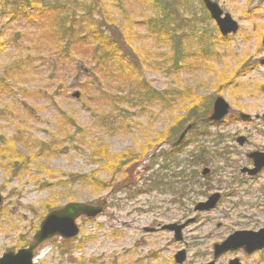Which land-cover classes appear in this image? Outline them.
<instances>
[{
	"label": "rangeland",
	"instance_id": "1",
	"mask_svg": "<svg viewBox=\"0 0 264 264\" xmlns=\"http://www.w3.org/2000/svg\"><path fill=\"white\" fill-rule=\"evenodd\" d=\"M167 1L165 8L151 0L108 6L121 27L120 49L163 92L160 100L134 89L138 72L124 69L126 62L118 70L110 56L97 64L86 53L58 55L57 35H42L44 20L9 19L4 10L13 6L0 0V257L32 242L47 213L80 203L103 210L81 216L74 238L42 243L37 264H227L233 256L264 264V250L213 257L232 231L264 225V170L255 179L241 173L252 166L246 153L264 151V0H215L238 23L227 36L202 0ZM19 58L25 61L6 69ZM219 96L230 114L208 123ZM240 112L253 119L240 120ZM189 122L196 124L172 146L174 128ZM102 146L106 155L93 154ZM206 167L212 173L203 176ZM214 192L221 194L216 207L195 211ZM174 223H187L181 239L165 228ZM181 250L186 260L178 263Z\"/></svg>",
	"mask_w": 264,
	"mask_h": 264
},
{
	"label": "trees",
	"instance_id": "2",
	"mask_svg": "<svg viewBox=\"0 0 264 264\" xmlns=\"http://www.w3.org/2000/svg\"><path fill=\"white\" fill-rule=\"evenodd\" d=\"M5 1V5L8 4L10 6H13L11 10H4V12H6L5 14L10 15L9 19L12 18L13 20L22 18L23 20L25 19L26 21L31 23H36L39 20H44L43 23H39L41 29L44 30L42 35L46 39H48V37L52 38L54 35H57L56 43L58 45H54L52 43L51 44L54 46V48L56 46L55 51L58 55L69 56L70 59L75 60L76 58L74 57L75 55H73V53H78L80 56H85L86 53L89 56L88 60L94 61L97 64L101 62V60L104 58L103 56H110V58L107 59V62H109L110 64L114 63L116 65L115 69L118 70L119 68H123L124 62H126L127 64L124 65V69L129 66V71L136 70L138 72V77L136 76V85H134V89H138L139 87L147 88L148 92H150V94L148 95H150L151 97L160 100L164 99L162 95L163 92L157 89H152L148 86V84H146L144 77L140 73V71H142L141 67L138 63H136L133 57L130 56V54H128L125 50L120 49V43H122V35L117 31H121V27H118L119 25H117L116 23V18H114V16L108 11V6L112 3L113 6L118 7V4H120L123 0H89L88 2L81 0ZM151 1L152 3H155L156 7H158L159 5H164L165 8L173 4L172 2L167 0ZM61 10H64L65 12L63 17L59 14ZM48 19L57 20L56 24H53L51 28L44 27V22ZM150 29L159 31L158 34L161 33L160 29L157 28V26H150ZM124 39L127 41L126 37H124ZM44 42L49 41L45 40ZM1 45H3L2 41H0V52L3 50L1 49ZM43 46H45V44H43L42 47ZM104 48H107V50L104 52L105 54L102 55L99 53V51ZM88 51L91 52L89 53ZM179 54L181 53L178 52L175 56L176 61ZM20 59L21 58H19V60L17 61H13L10 65H7L6 69L12 70L15 64L19 65L21 61H25ZM81 61L86 62L87 59H82ZM97 64H93L92 67L97 68ZM78 73L83 74L80 66L75 67V74ZM118 73L120 74L121 72ZM4 74L5 76L7 75L5 72ZM90 75H93V69L91 68ZM118 102H122V98H120ZM188 116L194 117V114L190 113V115ZM67 124L74 125L73 122ZM185 126L186 124L180 123L176 129L174 128V131H172V135H175L176 137L184 129ZM171 138L174 137L172 136ZM48 147H46V150L52 149L51 145H49ZM98 152L106 155L105 146H102L100 150H96L95 152H93V154H97ZM119 156L123 157L124 155ZM104 158H107V156ZM130 158L141 160V158L134 153L130 155Z\"/></svg>",
	"mask_w": 264,
	"mask_h": 264
},
{
	"label": "water",
	"instance_id": "3",
	"mask_svg": "<svg viewBox=\"0 0 264 264\" xmlns=\"http://www.w3.org/2000/svg\"><path fill=\"white\" fill-rule=\"evenodd\" d=\"M206 8L210 12L212 18L223 35L234 33L238 29V23L232 18L229 13H224L219 4L212 0H203ZM264 45V36L262 39ZM78 96V93H75ZM230 105L222 98L218 97L213 106V112L210 119L221 120L229 113ZM240 117L243 119L249 118L248 114L241 113ZM193 124H189L180 134L176 144L180 143L187 132L192 128ZM245 138H240L242 144ZM252 157L256 168L250 173H255L264 166V153L252 152L248 155ZM219 199V194H214L208 201L202 202L198 205V209H210L215 206ZM1 202V198H0ZM101 205L95 206L90 204L71 203L62 208L54 209L46 214L40 223L39 229L33 235V241L26 247L20 248L17 251H7L0 257V264H36L34 261L35 250L44 241L53 238L54 236H61L65 239H70L79 233L77 219L85 215L87 217H95L101 211ZM190 222V221H188ZM187 222V223H188ZM172 224L165 228L175 230V237L181 238V229L187 224ZM244 248L248 253H253L258 249L264 248V226L258 231L253 230H239L231 233L222 243L215 247L216 256L227 252L228 250H237ZM177 262L182 263L186 258L185 250L179 251L175 256ZM212 264V263H211ZM229 264H241L239 259L235 258Z\"/></svg>",
	"mask_w": 264,
	"mask_h": 264
},
{
	"label": "flooded vegetation",
	"instance_id": "4",
	"mask_svg": "<svg viewBox=\"0 0 264 264\" xmlns=\"http://www.w3.org/2000/svg\"><path fill=\"white\" fill-rule=\"evenodd\" d=\"M239 137V136H238ZM237 137V138H238ZM236 138V141L238 140ZM248 137L246 138V144L248 143ZM252 165V164H251ZM244 169H245V167H242L241 168V173L242 174H244L245 176H247L249 179H255V178H257L258 176H259V174L262 172H260V173H257V174H255V175H249V173L248 172H246V171H244ZM264 170V169H263ZM212 172H211V169L209 168V167H206V168H204L203 169V171L201 172V174L203 175V176H207L208 174H211ZM243 182H245V181H243ZM210 195H208L207 196V198L209 197ZM239 230H242V229H239ZM259 251H262V250H258V251H256V252H259ZM240 252H242V253H244V254H247V253H245L244 251H240ZM228 253H232V252H227V253H224V254H222V255H219V256H216V254L214 253V250H213V257H214V259H215V261L219 258V257H221V256H223V255H225V254H228ZM247 255H250V254H247ZM252 255V254H251ZM209 263H212V264H214V260H212V262H209ZM209 263H205V264H209ZM243 263V262H242Z\"/></svg>",
	"mask_w": 264,
	"mask_h": 264
}]
</instances>
